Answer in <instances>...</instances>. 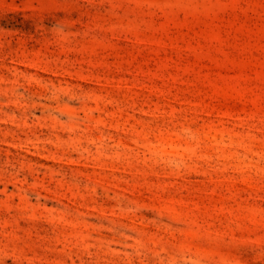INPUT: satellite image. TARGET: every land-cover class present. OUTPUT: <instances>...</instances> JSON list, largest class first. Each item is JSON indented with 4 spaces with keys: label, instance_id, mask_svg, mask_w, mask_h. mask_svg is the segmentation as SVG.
Returning a JSON list of instances; mask_svg holds the SVG:
<instances>
[{
    "label": "rangeland",
    "instance_id": "rangeland-1",
    "mask_svg": "<svg viewBox=\"0 0 264 264\" xmlns=\"http://www.w3.org/2000/svg\"><path fill=\"white\" fill-rule=\"evenodd\" d=\"M0 264H264V0H0Z\"/></svg>",
    "mask_w": 264,
    "mask_h": 264
}]
</instances>
